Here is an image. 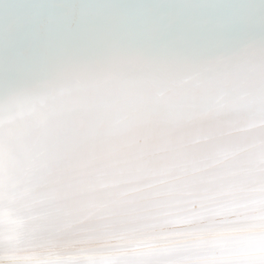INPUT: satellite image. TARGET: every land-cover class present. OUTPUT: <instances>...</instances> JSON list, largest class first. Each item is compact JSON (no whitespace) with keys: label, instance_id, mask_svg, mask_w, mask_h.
I'll list each match as a JSON object with an SVG mask.
<instances>
[{"label":"snow or ice","instance_id":"obj_1","mask_svg":"<svg viewBox=\"0 0 264 264\" xmlns=\"http://www.w3.org/2000/svg\"><path fill=\"white\" fill-rule=\"evenodd\" d=\"M0 40V264H264V0H33Z\"/></svg>","mask_w":264,"mask_h":264},{"label":"bare ground","instance_id":"obj_2","mask_svg":"<svg viewBox=\"0 0 264 264\" xmlns=\"http://www.w3.org/2000/svg\"><path fill=\"white\" fill-rule=\"evenodd\" d=\"M33 2V0H0V19H3L4 12L12 5H20ZM122 2H132V0H122ZM253 3L258 4V0H252ZM16 48L19 50H25L29 47L33 48L34 50L38 48L39 44L41 43L40 39H37L35 43L30 36L20 33L15 38ZM3 47V41L0 40V49Z\"/></svg>","mask_w":264,"mask_h":264}]
</instances>
